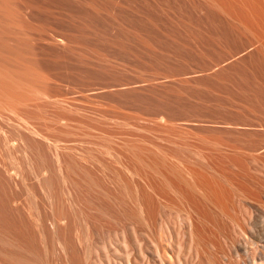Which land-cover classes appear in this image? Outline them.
Returning a JSON list of instances; mask_svg holds the SVG:
<instances>
[{
	"label": "rangeland",
	"instance_id": "obj_1",
	"mask_svg": "<svg viewBox=\"0 0 264 264\" xmlns=\"http://www.w3.org/2000/svg\"><path fill=\"white\" fill-rule=\"evenodd\" d=\"M263 8L0 0L23 264H264Z\"/></svg>",
	"mask_w": 264,
	"mask_h": 264
},
{
	"label": "bare ground",
	"instance_id": "obj_2",
	"mask_svg": "<svg viewBox=\"0 0 264 264\" xmlns=\"http://www.w3.org/2000/svg\"><path fill=\"white\" fill-rule=\"evenodd\" d=\"M2 106L0 105V120H4L5 118L4 113L8 111L12 115H14L15 120H17L14 121L10 117L7 118L9 122L12 121L11 125L14 126V128H16L18 132L20 131V129L26 130L29 133V135L32 136V139L35 140V138L33 137L37 136L38 132L35 130L34 127L35 125L32 122L33 121L32 118L29 117L28 120L18 115V113L13 109H10L12 107L10 108L7 107L9 109L6 110V107H4V105ZM1 126H0V135H1L0 137V254L1 253L4 254L6 258L15 261L18 264H23L24 262H29L28 260H26V258L24 259L23 257L24 252L28 251V253L33 254L32 252L35 251L32 249L35 247V245L33 244L34 243L33 239L35 237L33 236L34 233L31 230V225H30L31 219L29 221L30 213L27 207H25L24 204L19 202L21 200L18 201L16 197H14L16 193L15 190L18 188L17 187L19 184L18 181L22 176L21 175L22 171H21V166L17 162L16 157L13 155V153H11V148L12 146L20 142H18L17 139L14 138L11 139L7 137L8 133H6V131H4V128H2ZM47 144H49L48 141ZM4 147L7 149H5ZM34 148L32 146L31 155L30 154L27 155V159L32 170L34 169L33 163L36 154L35 152L36 149L34 150ZM4 156L6 158H3ZM48 163L51 162L48 161ZM49 166L51 165L49 164ZM13 189L15 190L12 192ZM35 215L36 214H34L33 217H35ZM48 218L45 222V227L47 229V232L49 233L52 225L51 222L48 220ZM259 253L261 254L260 258H263L262 253L261 252Z\"/></svg>",
	"mask_w": 264,
	"mask_h": 264
}]
</instances>
